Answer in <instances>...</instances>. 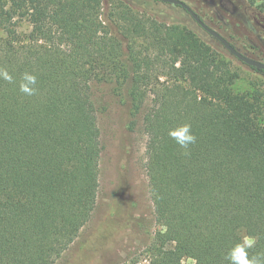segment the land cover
<instances>
[{"label":"trees","instance_id":"1","mask_svg":"<svg viewBox=\"0 0 264 264\" xmlns=\"http://www.w3.org/2000/svg\"><path fill=\"white\" fill-rule=\"evenodd\" d=\"M238 77L194 29L120 0H0V264H56L92 220L93 83L128 80L161 226L148 264H231L237 245L264 264L262 94L236 91ZM184 124L186 149L169 136Z\"/></svg>","mask_w":264,"mask_h":264},{"label":"rangeland","instance_id":"2","mask_svg":"<svg viewBox=\"0 0 264 264\" xmlns=\"http://www.w3.org/2000/svg\"><path fill=\"white\" fill-rule=\"evenodd\" d=\"M113 0H105L111 5ZM139 15L167 24L194 29L226 58L239 77L235 90L262 94L264 122V72L235 57L202 29L183 7L158 0H120ZM243 54L264 62V27L253 13L264 16V1L182 0ZM107 6V5H106ZM20 31L29 25L19 21ZM103 146L98 204L92 220L56 264H148L149 245L161 229L154 215L147 175V141L142 114L132 115L131 80L126 83L95 81ZM150 101L147 102V105ZM246 240H251L247 238ZM184 258L183 264H193Z\"/></svg>","mask_w":264,"mask_h":264},{"label":"clouds","instance_id":"3","mask_svg":"<svg viewBox=\"0 0 264 264\" xmlns=\"http://www.w3.org/2000/svg\"><path fill=\"white\" fill-rule=\"evenodd\" d=\"M169 136L173 138L177 144L182 148H187L189 144L195 143V136L191 134L190 125L184 124L178 129L170 130ZM245 244L251 247L252 241L246 240ZM227 258L231 261V264H257V257L252 259L247 258V253L243 245H237L231 249Z\"/></svg>","mask_w":264,"mask_h":264},{"label":"water","instance_id":"4","mask_svg":"<svg viewBox=\"0 0 264 264\" xmlns=\"http://www.w3.org/2000/svg\"><path fill=\"white\" fill-rule=\"evenodd\" d=\"M163 2H168L172 4H177L185 8L190 15L193 17V19L205 30L207 31L211 36L219 40L226 49L230 51L234 56H236L241 61L245 62L246 64L256 67L258 69L264 70V62L254 59L252 57H249L242 52H240L238 49H236L222 34H220L217 30L209 26L204 20L184 1L182 0H160Z\"/></svg>","mask_w":264,"mask_h":264},{"label":"flooded vegetation","instance_id":"5","mask_svg":"<svg viewBox=\"0 0 264 264\" xmlns=\"http://www.w3.org/2000/svg\"><path fill=\"white\" fill-rule=\"evenodd\" d=\"M160 1V0H158ZM163 2V1H162ZM177 5V4H176ZM180 6V5H179ZM182 7V6H181ZM185 9V8H184ZM196 12V11H195ZM189 13V12H188ZM197 13V12H196ZM190 14V13H189ZM198 14V13H197ZM199 15V14H198ZM200 16V15H199ZM201 17V16H200ZM202 18V17H201ZM203 19V18H202ZM256 22V19H254ZM205 22V21H204ZM258 25L264 27V18H263V24L262 23H258V21L256 22ZM198 24V23H197ZM199 25V24H198ZM200 26V25H199ZM201 27V26H200ZM202 28V27H201ZM203 29V28H202ZM207 32V31H206ZM208 33V32H207ZM220 33V32H219ZM221 34V33H220ZM213 37V36H212ZM216 39V38H215ZM219 41V40H218ZM233 45V44H232ZM234 46V45H233ZM236 48V47H235ZM236 57V56H235Z\"/></svg>","mask_w":264,"mask_h":264}]
</instances>
